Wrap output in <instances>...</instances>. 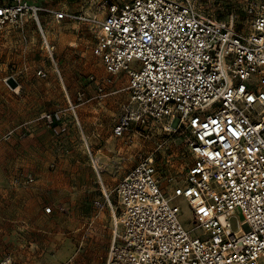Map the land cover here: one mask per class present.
<instances>
[{"label": "built area", "instance_id": "1", "mask_svg": "<svg viewBox=\"0 0 264 264\" xmlns=\"http://www.w3.org/2000/svg\"><path fill=\"white\" fill-rule=\"evenodd\" d=\"M243 11L247 31L222 23L193 0H123L101 16L0 0V34L31 17L58 75L55 43L39 15L87 26L107 73L101 80L90 76L97 90L126 75L128 100L119 106L114 137L154 125L185 134L192 161L181 176L167 173L151 153L118 180L113 202L100 149H93L75 115L101 188L102 200L93 203L106 205L111 215L104 264H264V0H246ZM36 73L45 75L42 68ZM76 93L77 103L67 97L74 114L85 95ZM52 121V113L43 112L18 127L25 135L32 123L49 127ZM34 179L24 171L11 182ZM180 198L195 221L189 229L180 221ZM0 264H11L10 256Z\"/></svg>", "mask_w": 264, "mask_h": 264}, {"label": "rangeland", "instance_id": "2", "mask_svg": "<svg viewBox=\"0 0 264 264\" xmlns=\"http://www.w3.org/2000/svg\"><path fill=\"white\" fill-rule=\"evenodd\" d=\"M27 1L101 16L109 4L123 0ZM193 1L222 23L248 30L243 11L246 0ZM14 2L1 0L4 5ZM39 18L55 43L60 75L46 57L31 17L0 34V262L10 256L11 264H104L111 215L106 205L100 208L93 203L102 200L101 188L81 147L75 115L93 149H100L102 176L113 202L118 180L142 157L155 154L160 167L177 177L192 157L185 134L179 131L132 126L126 136L114 137L119 106L128 100L123 89L126 75L120 73L97 90L90 76L101 80L107 73L93 54L95 38L87 26L58 23L45 14ZM23 34L27 42L21 40ZM39 68L44 76L37 75ZM78 90L85 95L74 114L67 97L77 103ZM43 112L52 113L51 126L34 122L23 135L18 126ZM24 171H31L34 181L13 184L12 177ZM176 201L181 207L180 221L191 228L195 224L191 208L182 198ZM48 206L50 212L45 209Z\"/></svg>", "mask_w": 264, "mask_h": 264}, {"label": "crops", "instance_id": "3", "mask_svg": "<svg viewBox=\"0 0 264 264\" xmlns=\"http://www.w3.org/2000/svg\"><path fill=\"white\" fill-rule=\"evenodd\" d=\"M108 237H109L108 235L104 234V240H105V242H109V238Z\"/></svg>", "mask_w": 264, "mask_h": 264}, {"label": "bare ground", "instance_id": "4", "mask_svg": "<svg viewBox=\"0 0 264 264\" xmlns=\"http://www.w3.org/2000/svg\"><path fill=\"white\" fill-rule=\"evenodd\" d=\"M12 78V77H11ZM11 80V79H10ZM14 80V79H13ZM6 82V81H5ZM13 85V84H12ZM15 90H17V89H15Z\"/></svg>", "mask_w": 264, "mask_h": 264}]
</instances>
